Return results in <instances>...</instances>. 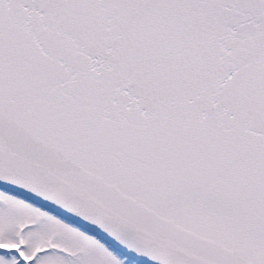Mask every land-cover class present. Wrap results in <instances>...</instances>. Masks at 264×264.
<instances>
[{
	"label": "snow or ice",
	"instance_id": "6c2138e0",
	"mask_svg": "<svg viewBox=\"0 0 264 264\" xmlns=\"http://www.w3.org/2000/svg\"><path fill=\"white\" fill-rule=\"evenodd\" d=\"M0 264H264V0H0Z\"/></svg>",
	"mask_w": 264,
	"mask_h": 264
}]
</instances>
